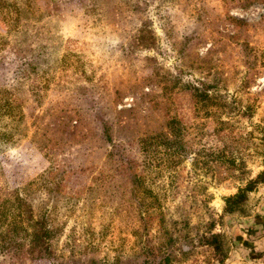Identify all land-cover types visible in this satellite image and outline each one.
I'll return each mask as SVG.
<instances>
[{
	"label": "rangeland",
	"instance_id": "1",
	"mask_svg": "<svg viewBox=\"0 0 264 264\" xmlns=\"http://www.w3.org/2000/svg\"><path fill=\"white\" fill-rule=\"evenodd\" d=\"M0 88V264H264V0H0Z\"/></svg>",
	"mask_w": 264,
	"mask_h": 264
},
{
	"label": "trees",
	"instance_id": "2",
	"mask_svg": "<svg viewBox=\"0 0 264 264\" xmlns=\"http://www.w3.org/2000/svg\"><path fill=\"white\" fill-rule=\"evenodd\" d=\"M171 78V79H170ZM172 77H163L161 82H166V90H170V86L175 83L174 80H172ZM177 85V83H175ZM174 86L172 88L173 90L177 88V86ZM206 90V89H205ZM202 90L203 96L208 97L207 90ZM168 94V93H167ZM156 98V97H154ZM153 103L156 101H152ZM6 118L10 119L11 121H17L22 120L23 114L20 113V104L17 102V97L9 91L8 89H2L0 88V125H9L6 121ZM1 135V134H0ZM4 135H9V133L6 132ZM145 141H141L140 144H144ZM147 144V142H146ZM264 183V171L258 174V176L251 180L245 188L239 189L237 194L230 196L226 198V207L225 211L227 213H234L235 211H238V209L241 208V206L247 201L248 194L252 193L259 184ZM147 177L135 172L132 176V193L131 195H134L137 200L140 199L141 196L147 192V194L153 193L151 187L148 185ZM49 184L45 182L44 185L37 184L36 186V194L38 192H48L51 193L52 190L49 188ZM19 204L22 202H27L24 198H18ZM132 202V201H131ZM13 208V207H12ZM30 210V211H29ZM20 215L18 216L20 219V224L23 225L22 228H25V225L28 224V227H30L31 231L28 235L32 238L31 244L33 251L38 250L42 253H47L50 251V240L58 233L59 230H57L54 226V214L53 212L47 208L46 206H42L40 208V216H38L35 219V216L33 214L32 208L28 207V211L19 210ZM7 213V212H6ZM6 213L3 212L1 214V218L6 215ZM30 213V217H29ZM218 235L213 236L212 238V244L215 245L216 249L219 250V243H218Z\"/></svg>",
	"mask_w": 264,
	"mask_h": 264
}]
</instances>
